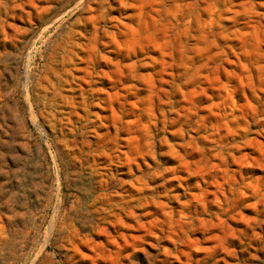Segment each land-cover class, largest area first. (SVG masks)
<instances>
[{
    "label": "rangeland",
    "instance_id": "374dc122",
    "mask_svg": "<svg viewBox=\"0 0 264 264\" xmlns=\"http://www.w3.org/2000/svg\"><path fill=\"white\" fill-rule=\"evenodd\" d=\"M0 264H264V0H0Z\"/></svg>",
    "mask_w": 264,
    "mask_h": 264
}]
</instances>
